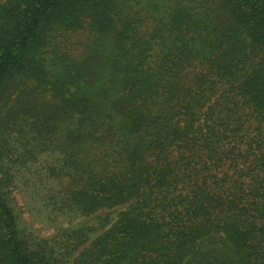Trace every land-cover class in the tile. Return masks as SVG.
Instances as JSON below:
<instances>
[{
	"label": "trees",
	"instance_id": "1",
	"mask_svg": "<svg viewBox=\"0 0 264 264\" xmlns=\"http://www.w3.org/2000/svg\"><path fill=\"white\" fill-rule=\"evenodd\" d=\"M0 264H264V0H0Z\"/></svg>",
	"mask_w": 264,
	"mask_h": 264
},
{
	"label": "rangeland",
	"instance_id": "2",
	"mask_svg": "<svg viewBox=\"0 0 264 264\" xmlns=\"http://www.w3.org/2000/svg\"><path fill=\"white\" fill-rule=\"evenodd\" d=\"M13 195L16 196L18 213L22 217L21 229L30 235L34 234L44 240L53 239L58 232L57 225L51 224V221L37 213L35 204L32 203L31 200H27L24 194L15 191ZM116 216L117 213L114 214V217ZM86 221H88V219L83 218L74 221L72 225L66 223L62 227L65 229Z\"/></svg>",
	"mask_w": 264,
	"mask_h": 264
}]
</instances>
